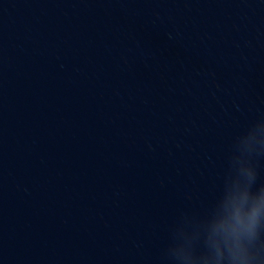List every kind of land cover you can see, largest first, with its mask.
Listing matches in <instances>:
<instances>
[{"label":"clouds","instance_id":"1","mask_svg":"<svg viewBox=\"0 0 264 264\" xmlns=\"http://www.w3.org/2000/svg\"><path fill=\"white\" fill-rule=\"evenodd\" d=\"M264 206V201H261V203L259 205H257L256 207L253 208L251 215L248 218V223L246 226V230L248 232H252L257 224V218L259 216L260 213V208Z\"/></svg>","mask_w":264,"mask_h":264}]
</instances>
